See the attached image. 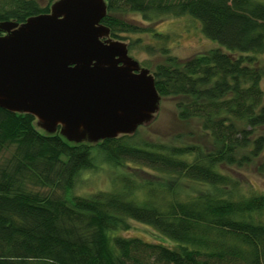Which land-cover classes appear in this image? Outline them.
Masks as SVG:
<instances>
[{"label": "trees", "instance_id": "trees-1", "mask_svg": "<svg viewBox=\"0 0 264 264\" xmlns=\"http://www.w3.org/2000/svg\"><path fill=\"white\" fill-rule=\"evenodd\" d=\"M54 1L0 0V22L48 13ZM105 1L111 38L144 30L128 13L190 16L217 44L184 61L163 49L152 72L159 95L177 100L181 120L200 122L211 148L136 134L76 143L0 107V264H264V191L243 192L225 171L264 157V1ZM99 163L113 169L112 188L76 193ZM125 168L151 175L114 171ZM131 221L173 245L122 235Z\"/></svg>", "mask_w": 264, "mask_h": 264}, {"label": "water", "instance_id": "water-1", "mask_svg": "<svg viewBox=\"0 0 264 264\" xmlns=\"http://www.w3.org/2000/svg\"><path fill=\"white\" fill-rule=\"evenodd\" d=\"M106 14L105 0H55L48 13L0 22V107L76 143L150 120L161 98L154 76L110 37Z\"/></svg>", "mask_w": 264, "mask_h": 264}, {"label": "rangeland", "instance_id": "rangeland-1", "mask_svg": "<svg viewBox=\"0 0 264 264\" xmlns=\"http://www.w3.org/2000/svg\"><path fill=\"white\" fill-rule=\"evenodd\" d=\"M42 3L45 2L42 1ZM125 19L141 26L144 30L136 34H129L125 40L112 39L124 42L129 55L137 60L140 66L149 69L151 73L158 64L164 63L167 58L163 49H167L169 55L184 61L217 47L214 41L203 34L200 22L190 16H164L162 19L149 22L139 14L128 13L125 15ZM155 32L163 35L162 38L155 37ZM148 46L152 50H148ZM260 61L264 63V55H261ZM262 84L264 86V79ZM176 101L172 97H161L158 109L151 119L140 124L131 134H136L138 141L177 142L180 140L183 143H196L204 149H210L212 144L210 135L202 130L198 120H181L178 117ZM37 127L46 132L38 123ZM100 165V168L83 174V180L75 189L76 193L86 195L112 188L113 169L106 164ZM114 171L133 173L138 179H147L151 175L150 172L146 173L145 170L140 169L125 168ZM225 171L239 182L243 192L260 193L264 191V157L255 160L248 166L225 167ZM130 225L129 230L121 232L122 235L138 236L146 241H158L166 245H173L169 239L161 236L151 226L137 221H131Z\"/></svg>", "mask_w": 264, "mask_h": 264}]
</instances>
